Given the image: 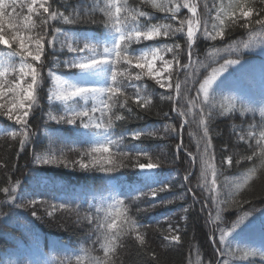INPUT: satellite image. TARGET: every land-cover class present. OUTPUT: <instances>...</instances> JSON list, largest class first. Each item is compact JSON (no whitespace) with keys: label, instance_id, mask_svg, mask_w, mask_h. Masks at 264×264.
Wrapping results in <instances>:
<instances>
[{"label":"trees","instance_id":"obj_1","mask_svg":"<svg viewBox=\"0 0 264 264\" xmlns=\"http://www.w3.org/2000/svg\"><path fill=\"white\" fill-rule=\"evenodd\" d=\"M49 2L53 3L54 9L66 12L78 6L90 10L97 0H67V3L65 0H55V2L49 0ZM196 2L198 12L202 16H205L211 9V16L214 17L216 13L213 6H219L221 3L226 5L229 0H196ZM100 3H103V0H100ZM257 7L261 5L257 4ZM144 10L153 13L151 23L176 25L175 21L168 20L164 13L150 6H146ZM102 15L98 13V18ZM188 15L187 9H181L178 19H186ZM35 17L33 19L37 27L33 29V32L42 34L40 25L42 17L36 15ZM49 23L53 28L58 27L72 32L91 30L97 34L109 31L102 23L76 25H65L62 21H49ZM211 26L212 20L209 18L210 30ZM202 31V28L198 31L197 41L194 43V59L203 61L206 65L200 69L198 80L202 81L214 68L224 65L225 60H236L237 63L229 64L224 68L226 73L213 83L210 93L217 104L235 101L237 108L241 105H254L258 108L261 100L264 99V44L257 43L249 48L241 47L240 42L247 40L248 36L238 24L226 28L230 34L222 41L206 39L201 34ZM233 41L236 42V50L229 47ZM174 42L183 45L184 35L178 34L175 40L160 37L155 41H147V44L160 46ZM213 47L226 50L209 56ZM47 53L49 57L55 56L60 61L70 56L66 48L63 52L59 50V44L55 51L49 48ZM166 53L173 58L172 53ZM186 58V51L182 52L181 62L184 63ZM49 70L69 72L62 66L54 67L51 59L45 60L42 68V75L45 79L41 82V91L38 94L39 105L28 118L30 130L34 134L30 137V141L21 149L19 138L14 140L10 136L0 134V188L16 184V194L23 190L33 194L38 192L41 196L36 204L20 206L27 201L18 198L14 201L7 200L5 194L0 192V264H58L60 258L74 257L81 253V249L91 247V241L95 239V236L89 237L90 228L87 222H77L76 213L78 210L80 215L88 211L94 214L95 208L89 209V205L99 204L102 196H114L125 201L133 218L144 226L141 232L146 239L145 252L154 251L160 257V264H189V261L196 264L197 258L200 264H218V255L212 248L210 235H215L216 245L225 251L237 248L264 249L251 242L249 236L242 234L241 231L242 223L250 218H254L259 224L262 222L264 169L259 168L260 161L256 158L254 161L241 160L239 165L235 162L232 166L222 164L223 158L230 154L238 153L235 159H239L240 156L250 155L256 149L255 140L251 141V147H249L248 143L239 141L238 134L241 129L248 130L250 124L260 121L258 112L255 115L246 113L244 116H241L239 111L227 117L217 115L210 123L209 136L213 147L209 151L214 155L216 167L220 170L216 183L217 192L213 193L210 190L211 174L207 176L209 187H205L200 175L198 160L193 163L187 154L189 151L197 154V142L203 135L198 116L188 117L190 122L181 128V118L171 111L172 101L167 99L174 93L169 89H161L152 79L144 76L141 83L148 86L153 93L151 110L139 109L134 104L131 105L133 109L131 114H128L126 109L121 110L120 114L127 118L117 121L110 130V135L113 140L117 137H122L123 140L119 146L111 145L110 150L113 153L128 152L135 145L146 151L148 155L125 160L126 166L116 173H105L91 166L84 169L72 162L81 158L80 152L90 148L86 139L73 129L67 128L66 123L58 124L55 120L48 119L47 113L49 112L53 115H63L62 105L46 102ZM134 71L139 72L140 70L135 69ZM180 79H183V74ZM126 91L131 95L135 89L127 88ZM190 95H195V91L190 92ZM161 96L165 98L161 99ZM164 113L168 115L164 116ZM9 123L6 117L0 115V125L5 128ZM166 124L172 125L176 131L173 132L171 129L165 131ZM233 125L236 127L233 128ZM16 127V130H19V126ZM153 129L158 130L155 136L142 135L139 139L132 137L134 131L144 133ZM49 136L56 138L54 147L57 151L55 154L57 158H60V153L63 152L64 162L55 164L36 162L37 155L43 157L48 154ZM202 148L201 145V151ZM73 149L79 151H72ZM84 162L88 163V160L85 159ZM148 163L157 164V175L165 176L161 184H147L138 191V194L124 193L120 197L112 189L105 187L108 179L123 184L136 181L137 167L132 165ZM254 166L257 167L256 176L235 196L239 206L221 203L229 199V191L235 190L236 182L240 181L244 173ZM190 171H193L192 174L188 180L184 181L183 177ZM42 177L46 178V183H41L40 178ZM164 185L168 187L163 192H159L156 197L143 195L149 193L150 189ZM214 194L218 196L216 204L223 209L220 214L221 218L218 220L209 218V213L212 217L216 215V205L211 199ZM137 196L140 197L139 200L135 199ZM181 196L183 198H180ZM58 197L59 200H56ZM161 201H169V203H161ZM110 202L111 200L108 201ZM151 204H155L156 207H150ZM60 205L66 207L61 208ZM33 212L36 213L35 216ZM49 212L52 215H49ZM245 213H248L246 217ZM234 223L236 227H233ZM226 224L229 229L236 231L239 226L240 229L228 236L225 244L221 245L216 234H220L224 228L223 225ZM169 227L179 229L181 234L179 244H169L163 239L164 235L170 234ZM261 229L264 231V226ZM32 237L33 240L39 237L42 251L47 257L40 258L38 255L35 260L31 259L27 262L22 253H30L29 242ZM124 243L135 245L133 238H126ZM136 247L139 246L125 247L120 250L125 264H128L129 260L136 261V264H155L144 253L137 257ZM241 255L242 253H237L231 258L233 264H264L259 255L250 256L247 259H241Z\"/></svg>","mask_w":264,"mask_h":264},{"label":"snow or ice","instance_id":"obj_2","mask_svg":"<svg viewBox=\"0 0 264 264\" xmlns=\"http://www.w3.org/2000/svg\"><path fill=\"white\" fill-rule=\"evenodd\" d=\"M257 4L261 7H257ZM17 6L27 7L28 14L23 16L22 20L16 13ZM146 6L164 13L167 19L175 21L176 25L151 23L153 13L144 10ZM213 7L216 13L214 17L211 16V9L205 16H202L194 0H103V3L97 0L90 10L78 6L66 10V14L65 11L54 9L53 3L49 0H30L27 4L21 2L19 5H17V0H0V45H5L8 49L7 51L0 50V98L5 95L12 96V99L6 103H0V115L6 117L8 121H14L19 126V130H9V126H6L0 130V134L10 136L14 140L19 138L21 149L30 141V137L34 134L30 130L28 118L39 105L38 94L41 91V82L45 79L42 75V68L45 60L51 59L54 67L62 66L68 69L71 78L63 79L49 70L48 78L52 79L54 86L49 89L48 100L50 102L60 101L64 105V114L53 115L49 112L47 113L48 119L55 120L58 124L68 125H75L79 121L76 129L78 133L82 127L89 133L96 129L97 135L104 136L102 141L80 152L81 158L73 161V164H79L84 169L91 166L105 173H116L126 166L125 160L148 155L146 151L135 145L128 152L117 153H113L109 147L110 145L119 146L123 140L122 137H117L116 140L109 138L110 130L115 123L127 118L120 114L121 110L126 109L127 113L131 114L133 104L139 109L151 110L153 93L148 86L141 83L142 77L147 76L155 80L161 89H169L174 93L167 99L172 101L171 111L181 118V128L190 122L188 117L198 116L203 135L197 142V154L189 151L188 155L193 157V163L198 160L200 175L205 187H209L207 176L210 173L212 176L210 190L213 193L217 192L216 183L220 170L216 167L214 155L209 151L213 147L209 136V125L217 115L227 117L237 111L241 116L246 113L254 115L259 113L260 121L250 124L248 130L241 129L238 134L239 141L248 143L249 147H251V141L255 140L256 149L250 155L240 156L239 159H235L238 153L230 154L223 158L222 164L232 166L235 162L239 165L241 160L254 161L256 158L260 161L259 168L264 169V99L261 100L258 108L254 105H241L237 108L235 101L217 104L210 93L213 82L227 65L235 64L237 61L225 60L224 65L214 68L201 81L198 80L200 69L206 65L203 61L194 59V43L197 41V33L201 28L203 29L201 34L206 39L222 41L230 34L226 28L238 24L248 36L247 40L240 42L241 47L249 48L257 43L264 44V0H229L226 5L221 3ZM181 9H187L189 15L186 19H178ZM98 13H102V17L98 18ZM34 15L42 17L40 22L42 34H33V29L37 27L33 19ZM209 18L212 20L211 30L208 27ZM49 21H62L65 25L102 23L109 31L97 34L74 33L58 27L53 28ZM112 32L115 33V37L110 40L109 36ZM178 34H183L185 37L183 45L179 42L164 43L158 47H148L147 50L143 46H136L142 45L145 41H155L160 37L175 40ZM57 44L61 52L67 49V53L70 54L69 58L60 61L55 56H48L47 50L51 48L55 51ZM229 47L236 50V42L233 41ZM224 50L226 49L213 47L209 56H214ZM185 51L187 62L182 63L180 54ZM163 52L172 53L173 59H166L162 55ZM157 61L160 62L159 67L156 64ZM135 69L140 71L135 72ZM181 74H183V79H180ZM9 75H12L14 79L6 81L5 78ZM127 88H133L135 92L130 95L126 91ZM193 90L195 95H190ZM164 98L161 96V99ZM81 100L85 103L80 104ZM89 101L92 104L91 108L88 107ZM97 112L99 116L94 115ZM163 115L167 116L168 113ZM235 127L233 125V128ZM168 129L176 131L172 125L166 124L165 131ZM157 134L156 129L144 133L134 131L132 137L139 139L142 135L155 136ZM55 144L56 138L49 136V152L43 157L37 155L36 162L44 164L64 162L63 152L60 153V158H57ZM201 145L203 146L202 151L200 150ZM72 151L79 150L73 149ZM85 159L88 163L84 162ZM132 166L139 167L141 170H152L158 165L148 163ZM256 174L257 167L248 169L242 179L236 182L235 190L229 191V199L221 203L239 206L235 196L240 189L249 184ZM184 179L188 180L189 175H186ZM142 182L148 184L157 181L149 173L143 174ZM167 187L164 185L150 189L149 193L143 195L156 197ZM136 190L139 191V188ZM0 192L5 194L7 200L14 201L20 198L16 194V184L0 188ZM135 199L139 200L140 197L137 196ZM211 199L216 205V215L212 217L209 213V218L218 220L221 218L220 214L223 209L216 204L217 195L214 194ZM109 200H111L110 203H108ZM36 203V200H30L20 206ZM161 203H169V201H161ZM60 207L65 208L66 206L60 205ZM93 207L95 208L94 214L88 211L80 215L78 210L76 213L77 222H87L90 228L89 237L95 236V239L91 241L92 246L81 249V253L74 257L60 258L58 264H125L120 250L125 247L132 248L135 245L139 246L135 249L137 257L144 253L155 264H160V257L154 251L145 252L146 239L141 232L144 226L133 218L124 200L114 196H102L99 204L89 205V209ZM150 207L154 208L156 205L151 204ZM32 214L36 215L35 212ZM48 214L52 215L51 212ZM244 215L246 217L248 213ZM233 227H236L235 223ZM168 232L170 234L163 237L165 241L169 244L181 242L178 228L169 227ZM228 235V232L221 230V245L225 244V238ZM126 238H133L135 245H126L124 243ZM216 251L218 264L221 261L222 264H233L231 258L237 253H242L241 259L259 255L264 261V249L237 248L225 251L223 248H217ZM128 264H136V261L129 260ZM189 264L192 262L189 261ZM196 264H200L199 258Z\"/></svg>","mask_w":264,"mask_h":264},{"label":"rangeland","instance_id":"obj_3","mask_svg":"<svg viewBox=\"0 0 264 264\" xmlns=\"http://www.w3.org/2000/svg\"><path fill=\"white\" fill-rule=\"evenodd\" d=\"M19 2H23V3H25V4H27L28 2H30V0H17V4L19 3ZM26 7V6H25ZM27 8V7H26ZM114 37H111V36H109V39L111 40V39H113ZM4 46V49H3V51H7L8 49L6 48V46L5 45H3ZM145 50H147V48H145ZM162 55H163V53H162ZM17 60H18V58H17ZM156 64H157V67H159L160 66V62L159 61H157L156 62ZM221 74V73H220ZM57 76H60L61 78H63V79H70L71 77H70V75H66V76H62V75H59V74H56ZM6 79V81L7 80H12V79H14V77L12 76V75H9L8 77H6L5 78ZM7 86V85H6ZM54 86V83H53V81H52V87ZM10 99H12V96L11 95H5L4 97H2V98H0V103H6L8 100H10ZM52 101H56V100H52ZM58 102H60V101H58ZM89 102H91V101H89ZM100 138H102V137H100ZM103 139H99V138H97V140H96V142L98 143V142H100V141H102ZM151 174L152 176H154L155 175V169H152V170H149V169H144V170H141L140 168H139V175L143 178V174ZM134 189H137V188H139L140 187V185L139 184H135V185H133L132 186ZM133 188H131V187H128L127 188V191L129 192V191H135Z\"/></svg>","mask_w":264,"mask_h":264}]
</instances>
